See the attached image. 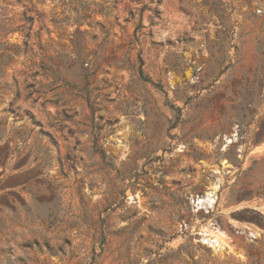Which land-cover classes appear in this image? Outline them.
I'll return each instance as SVG.
<instances>
[{
    "label": "rangeland",
    "instance_id": "1",
    "mask_svg": "<svg viewBox=\"0 0 264 264\" xmlns=\"http://www.w3.org/2000/svg\"><path fill=\"white\" fill-rule=\"evenodd\" d=\"M0 264H264V0H0Z\"/></svg>",
    "mask_w": 264,
    "mask_h": 264
},
{
    "label": "bare ground",
    "instance_id": "2",
    "mask_svg": "<svg viewBox=\"0 0 264 264\" xmlns=\"http://www.w3.org/2000/svg\"><path fill=\"white\" fill-rule=\"evenodd\" d=\"M232 141L233 140L231 139V142ZM224 164L226 165L227 163H224ZM226 167H229V166H226ZM212 187L213 189H216V186H212ZM192 203L193 205L196 206L197 209H203V207L205 206L210 208L215 203V192L210 191V192L204 193L203 196L194 197L192 199ZM212 226H209L205 230H203L199 234V237L201 238L202 242H205L207 244L210 243L213 246H216V247H219V249H222L223 247H225L224 245H225V240L227 239V236L219 228L212 227Z\"/></svg>",
    "mask_w": 264,
    "mask_h": 264
},
{
    "label": "built area",
    "instance_id": "3",
    "mask_svg": "<svg viewBox=\"0 0 264 264\" xmlns=\"http://www.w3.org/2000/svg\"><path fill=\"white\" fill-rule=\"evenodd\" d=\"M195 206V205H194ZM196 207V206H195Z\"/></svg>",
    "mask_w": 264,
    "mask_h": 264
}]
</instances>
